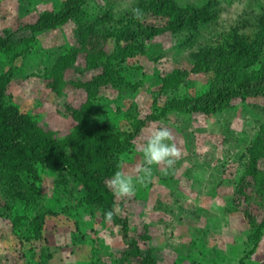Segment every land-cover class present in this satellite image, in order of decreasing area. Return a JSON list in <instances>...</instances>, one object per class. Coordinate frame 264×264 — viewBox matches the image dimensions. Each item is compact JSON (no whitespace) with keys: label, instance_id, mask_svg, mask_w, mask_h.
Instances as JSON below:
<instances>
[{"label":"rangeland","instance_id":"obj_1","mask_svg":"<svg viewBox=\"0 0 264 264\" xmlns=\"http://www.w3.org/2000/svg\"><path fill=\"white\" fill-rule=\"evenodd\" d=\"M66 1L0 0V37L11 39L0 51L3 102L60 142L112 136L124 147L116 171L123 158L121 170L133 176L152 131L170 129L180 159L166 173L154 166L134 197L114 196L129 236L158 264H264V228L256 245L249 239L250 222H264V193L250 175L254 162L264 173V96L209 114L185 106L215 80L192 70L190 53L228 47L234 30L253 38L264 0H217L215 20L148 41L140 35L135 54L122 49L127 31L164 24L151 9L133 18L151 0H83L63 23L31 30ZM208 1L172 0L195 8ZM35 168L39 180L20 174L26 187L17 189L0 167V264H140L119 225L84 200L79 184Z\"/></svg>","mask_w":264,"mask_h":264},{"label":"trees","instance_id":"obj_2","mask_svg":"<svg viewBox=\"0 0 264 264\" xmlns=\"http://www.w3.org/2000/svg\"><path fill=\"white\" fill-rule=\"evenodd\" d=\"M83 0H67L61 10L56 13H43L30 26L31 30L50 29L63 23L77 12ZM217 0H209L201 8L180 7L172 0H151L148 5L141 3L143 11L151 9L164 19L161 26H140L138 33H126L127 42L122 48L124 54H135L142 50L139 36L144 40L169 33L177 35L187 29H196L217 18L215 11ZM258 29L250 38L248 35L233 31L232 42L225 45L205 46L190 53L193 71L197 73L210 72L215 74V80L208 92L191 99L186 107L191 111L209 114L230 105L234 99L258 98L264 96V8L258 17ZM83 36V35H82ZM11 39L0 37V51L9 48ZM170 78H178L177 73ZM4 85L0 80V167L9 171L6 175L8 183L17 189L26 186L20 179V174L39 180L36 164L66 175L79 184L84 193V200L98 207L102 215L113 212L112 220L119 225L123 240L128 242L132 250L138 254L140 264H158L149 254L143 255L135 238L129 236L128 222L120 217L115 209L114 195L106 183L116 171L115 157L124 150L122 145L105 133L100 134L95 141L70 135L63 141H57L40 128L32 124L24 115L12 106L3 102ZM113 138V140H112ZM261 154V153H260ZM264 162V161H263ZM250 175L256 186L262 187L264 193V173L253 163ZM264 167V163H263ZM14 187V188H15ZM33 188V185L31 186ZM20 200L27 201L24 192L17 193ZM253 233L250 240L254 245L260 239L264 222L256 225L250 222ZM130 254V253H127Z\"/></svg>","mask_w":264,"mask_h":264},{"label":"clouds","instance_id":"obj_3","mask_svg":"<svg viewBox=\"0 0 264 264\" xmlns=\"http://www.w3.org/2000/svg\"><path fill=\"white\" fill-rule=\"evenodd\" d=\"M133 18L140 20L143 10L134 8ZM142 163L135 168V176L126 174L123 168V158L117 164V171L108 181V186L114 196L118 198H132L136 195L138 187H146L153 179V167L164 166L165 173L171 169L181 157V150L174 142V136L166 127L156 128L142 145ZM105 220L111 222L113 212L104 213ZM87 219V217H85Z\"/></svg>","mask_w":264,"mask_h":264}]
</instances>
